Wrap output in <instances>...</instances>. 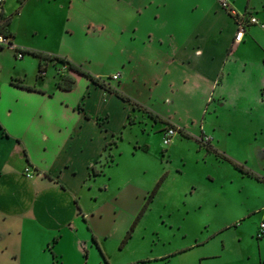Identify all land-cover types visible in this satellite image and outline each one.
Returning <instances> with one entry per match:
<instances>
[{
  "label": "rangeland",
  "instance_id": "374dc122",
  "mask_svg": "<svg viewBox=\"0 0 264 264\" xmlns=\"http://www.w3.org/2000/svg\"><path fill=\"white\" fill-rule=\"evenodd\" d=\"M229 2L240 12H246L247 5L252 6L249 11L258 22L247 31L264 38V18L258 14L264 16V0ZM221 8L226 10L217 0H172L159 7L152 4L146 10L140 0H5L3 24H9L13 45L25 51L20 58L15 47L5 45L0 50V112L22 114L38 106L44 108L43 100L40 104L35 99L30 102L17 88L37 82L49 93H56L50 98L49 107L50 111L60 112L63 96L58 92L57 81L69 85L75 80V71L57 59H45V72L40 73V57L27 50L70 51L88 68L103 73V82L126 97L119 100L110 92L89 89L91 111L104 116L106 127L116 134L109 139L107 152H111L116 141L118 144L113 166L105 165L104 175L83 185L78 203L71 199L76 208L74 222L83 224L91 237L99 236L104 241V235L108 236L98 244L100 251L96 249V256L91 255L90 264H110L107 253L121 264H264V181L242 172L210 150L212 147L225 153L264 177V151L258 149V144L264 143V102L257 96L259 77L256 70L234 72L227 88L230 96L225 99L212 80L202 77L193 66L198 60H202V67L208 64L203 57L208 52L222 51L231 28L237 30L236 22L228 16L233 20L234 17ZM114 18L125 28L124 34L108 29ZM70 26L84 30V35L67 31ZM183 49L194 54L192 65L177 67L159 58ZM198 50L202 56L197 55ZM248 50L251 51L250 45ZM125 58L131 63L121 70L119 62ZM116 72L120 77L113 79ZM86 85L78 84L72 92L65 93L64 97L69 98L66 103L89 95ZM135 101L160 117L171 119L181 131L164 144L163 130L168 125L155 121L148 111H134ZM77 106L85 108L81 101ZM70 110L66 125L80 129L81 124H75L76 112ZM141 113L147 120L137 117ZM129 116L135 120L133 124L128 122ZM57 124L56 119L45 121L43 128L51 129ZM75 155L74 159L82 163L88 153L83 149ZM214 156L225 163L215 161ZM106 158L113 159L108 155ZM48 160V155L42 154L41 161ZM20 162L24 168L25 163ZM30 169L34 175L37 173ZM49 195L64 206L70 199L66 193L50 191ZM8 201L17 205L12 197ZM148 201L131 237L121 247ZM7 215L4 213L3 217ZM34 223L26 221V226L33 227ZM94 229L99 234L94 235ZM45 247L52 256L51 246ZM53 261L56 264V258Z\"/></svg>",
  "mask_w": 264,
  "mask_h": 264
},
{
  "label": "crops",
  "instance_id": "0c3cea01",
  "mask_svg": "<svg viewBox=\"0 0 264 264\" xmlns=\"http://www.w3.org/2000/svg\"><path fill=\"white\" fill-rule=\"evenodd\" d=\"M167 1L172 0H140L145 10L152 4L159 7ZM248 7L252 8L251 5ZM220 10L228 15L226 10L224 11L222 8ZM258 14L264 18L260 13ZM228 17L235 24L236 21L232 17ZM118 18H121L120 15ZM113 21L114 24L111 27L108 26V29L112 32L118 31L124 34L125 28L118 25V20H115V18ZM70 27L67 31L72 34L78 32L77 34H80V36L84 35V30L75 26ZM87 28L86 26L85 33L88 35ZM235 32V27H232L228 39L223 40L225 48L222 51L208 52L203 57V61L208 62V64L202 67V60H198L193 66H196L195 68L202 77L212 80L213 84L216 85V89L219 90L220 96L225 99L230 96L227 88L229 82L234 79V72L243 69L248 72H255L256 70L260 86L258 87L257 96L264 102V38H256L248 30L245 35L246 39L244 38L243 41L235 43ZM96 35L98 37L102 36L101 33H96ZM248 45H250L251 51H247ZM245 48L248 53H246ZM50 52L68 56L76 63L83 64L88 68L82 61L76 59L70 51L50 49ZM196 53L199 56L203 55L201 50L196 51ZM159 58L165 59L168 65L183 67L192 65L194 54L192 55L183 49L182 51H173L166 54L165 57ZM130 63L131 59L120 60L118 68L123 70ZM254 67L256 68L254 69ZM91 71L97 76L103 77L104 75L94 69H91ZM74 77L76 84L69 90L59 87V81H57L58 92H61L63 96V100L59 103L60 112L53 109H51V112L49 107L50 98L56 96V93H49L50 90L39 86L38 82L33 84L34 90L21 86L16 87L24 91V97L30 102H35V99L40 104L43 100L44 108L38 106L34 111L22 114L13 113L12 110L7 113L0 112V264H33V262L53 264L55 263L54 258H56V264H90L91 255L95 254L96 249H99L98 244H102L108 239L106 235H104V241L99 236L91 237L84 229L83 224L79 225L74 222L76 208L71 204V199H75L78 203L81 200L83 185L89 180L94 181L96 177L104 175L103 167L105 165L112 167L113 162H116L114 149L118 146L117 141L114 147L110 149L111 152L108 153L106 149L110 142L109 139L115 137L116 134L114 130L111 131L110 128L106 127V120L103 122L104 116L98 112L94 115L91 111L89 105L91 93L89 89L103 90L114 94L119 100L121 98L115 92L93 83L77 72H75ZM89 82L91 85L88 84ZM85 83L88 88L87 93L90 94H83L80 99L73 102L69 101L70 104L66 103L69 98L64 97L66 96L65 93L72 92L78 84L85 85ZM11 85L15 86L14 83H11ZM1 89L2 87H0V101L2 100ZM80 101L85 106L83 110L77 106ZM69 108L72 113L76 112L75 124L76 122L77 124L80 123V129L76 128L77 125H74L75 127L66 125V114ZM137 117L144 120L148 118L142 113ZM160 118L159 122L161 123L173 124L177 128L179 127L177 123L169 118L166 119L162 116ZM54 119L58 120V124L54 128H43L45 121ZM9 120H12L14 125L13 123L10 124ZM145 125L148 124L145 122ZM162 130L163 128L160 131L162 132ZM26 137L33 142L34 147L29 145ZM144 145L148 150L149 145L147 143ZM263 146L264 143L258 144V149L264 151ZM81 148V151L85 149L88 155L82 163H78L74 158L75 154L81 152ZM106 152L113 159L108 160ZM210 152L208 154L212 155ZM42 154L48 155L51 160L43 163L41 161ZM214 159L219 163H225L226 161H223V159L218 160L216 156H214ZM105 160L107 163L103 162ZM20 161L25 163L24 168H21ZM27 166L37 170V173L30 177V180L24 172ZM210 178L214 180V178ZM50 191L55 194H68L70 199L67 205L64 206L60 200L56 201V198H52L49 195ZM9 197L15 199L16 206L10 205ZM27 202H29L28 205H26ZM96 202L101 203L98 198ZM4 213L9 215L3 217ZM77 214L81 215V213ZM26 221L35 222V226L27 227ZM71 222H74V224ZM48 230H52L53 233L47 234ZM31 231L36 233L35 236H39L40 239L33 238ZM93 232H95L94 235L99 234L97 229H94ZM46 244L51 246L52 256L47 252ZM103 245L105 246V243ZM105 249V253H107L108 250L106 247ZM107 255L110 264H121L116 263L108 253ZM99 264L105 263L100 261Z\"/></svg>",
  "mask_w": 264,
  "mask_h": 264
},
{
  "label": "trees",
  "instance_id": "16d2710c",
  "mask_svg": "<svg viewBox=\"0 0 264 264\" xmlns=\"http://www.w3.org/2000/svg\"><path fill=\"white\" fill-rule=\"evenodd\" d=\"M249 5L246 6V12H245V24H246V31L248 29L249 26L253 25L254 23L251 22V18L254 16L253 13L251 11H249ZM131 8V7H130ZM229 14L231 16L234 17V20L237 22L238 21V15H234L232 14L231 10L230 9H226ZM144 14V13H143ZM125 17H128L127 14L123 15ZM1 31L2 32H5L6 34H9L11 37H13V34L11 33V31L9 30V24H3L2 25V28H1ZM133 37V36H132ZM4 46H0V49H3ZM18 51H20L18 48H17ZM22 51L24 52L25 50L22 49ZM28 53H31L32 55L34 56H37V57H40L41 59V62H40V65H39V72L40 73H43L45 72V64H44V60L45 59H57L59 61H62L64 64H66L70 69L74 70L75 72L79 73L80 75H83L84 77H86L87 79H89L90 81H92L93 83H96L98 85H101L105 88H107L108 90L112 91V92H115L118 96L122 97V98H126L125 95L121 94L119 91L115 90L114 88H112L111 86H108L106 85L104 82H103V78L101 76H97L96 74H94L90 69H88L87 67H85L83 64H79V63H76L75 61H73L72 59H70L68 56H63V55H60V54H54V53H46V52H41V51H29L27 50ZM118 73V72H116ZM115 74V73H113ZM112 78H113V75H112ZM75 83V80H71L70 84L69 85H64L63 84V81H59L58 82V86L61 87V88H64L66 90H69V89H72L73 87V84ZM29 90H34V87L33 86H23ZM263 93H264V89H263ZM132 107L134 110L138 109V110H144V111H148L149 115L155 120V121H160L161 118L160 116L155 113V112H152L150 110L147 109V107H145L143 104H139L138 102H133L132 103ZM130 124H133L135 122L134 119L131 118V116H129V121H128ZM168 126H171V127H174L177 129V131H181V129L177 128L176 126H174L173 124H168ZM212 151H215L217 155H220L222 156L223 158H225L226 160H229L233 163V165L238 168L239 170H241L242 172L244 173H247L253 177H256L258 180L260 181H264V177L260 176V175H257L254 171H252L251 169L249 168H246L244 165H240L239 163L235 162L234 160H232L231 158H229L228 156H226L225 154H222L220 152H218V150L216 149H213L211 147ZM156 192V190H154L152 192V194H154ZM150 201L147 202V204L141 209V211L139 212L137 218L135 219V221L133 222V224L131 225V227L129 228L128 230V233L127 235L123 238L122 242H121V247H123L127 242H128V239L131 237L132 235V232L135 230L138 222L140 221L141 217L143 216L147 206H148V203Z\"/></svg>",
  "mask_w": 264,
  "mask_h": 264
},
{
  "label": "built area",
  "instance_id": "2783aa9c",
  "mask_svg": "<svg viewBox=\"0 0 264 264\" xmlns=\"http://www.w3.org/2000/svg\"><path fill=\"white\" fill-rule=\"evenodd\" d=\"M221 6L224 9H230L232 14H236L238 15V21L236 22L237 24V30L235 32V36H234V42L235 43H239L241 41L244 40L245 35H246V24H245V12H240L239 10L232 8L231 4L229 2V0H217ZM4 3L5 0H0V46H12L15 47V49L17 50L16 46L13 45L12 43V37L9 34H6L5 32L1 31L2 25L4 23V21L6 20L5 18V11H4ZM251 22L252 23H257L258 22V18H256L255 16H253L251 18ZM241 33L243 35H241ZM18 57L22 58L24 56V54L22 53V51L18 52L17 54ZM120 77V73H115L113 74V79H118ZM164 131V144H168L171 140L174 134H176L177 129L171 126H168ZM25 174L28 177H33L34 176V172L30 169V167H26L25 168ZM261 228L264 229V222L261 223Z\"/></svg>",
  "mask_w": 264,
  "mask_h": 264
},
{
  "label": "snow or ice",
  "instance_id": "6c2138e0",
  "mask_svg": "<svg viewBox=\"0 0 264 264\" xmlns=\"http://www.w3.org/2000/svg\"><path fill=\"white\" fill-rule=\"evenodd\" d=\"M157 19H158V17H157ZM241 35H243V34L241 33Z\"/></svg>",
  "mask_w": 264,
  "mask_h": 264
}]
</instances>
